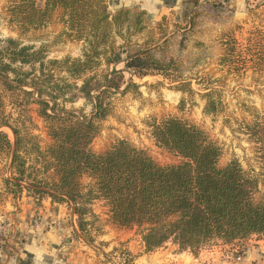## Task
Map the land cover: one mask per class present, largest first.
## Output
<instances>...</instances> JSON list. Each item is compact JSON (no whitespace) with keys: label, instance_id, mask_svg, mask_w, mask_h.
Listing matches in <instances>:
<instances>
[{"label":"trees","instance_id":"trees-1","mask_svg":"<svg viewBox=\"0 0 264 264\" xmlns=\"http://www.w3.org/2000/svg\"><path fill=\"white\" fill-rule=\"evenodd\" d=\"M37 1H12L6 9L9 23L25 34L44 27L58 13L63 33L84 46L79 57L57 59L49 58L44 46L25 45L14 38L0 41V83L7 90L22 91L38 105L51 140L41 148L34 137L11 126L0 94V128L7 127L13 134L11 139L0 130V154L7 155L11 174L2 179L5 191L14 194L25 188L71 205L84 233L88 206L101 199L111 224L143 227L146 252L171 242L179 251L197 255L216 240L231 243L253 234L264 240V197L252 199L257 180L236 159L219 166L221 147L198 126L178 116L150 124L155 144L180 157L178 164L160 165L123 139L99 153L90 148L99 131L97 121L109 115L112 94L126 83L123 70L138 77L181 76L175 59L157 56L168 42L162 23L155 22L157 30H151L143 46L129 53L124 68L117 70L112 67L116 50L148 29L145 10L119 7L110 11L107 0ZM230 38L221 58L227 66L234 65ZM117 39L122 42L117 44ZM246 41L241 69L264 73V32L256 28ZM136 87L129 81L122 93ZM177 88L192 91L182 80ZM213 93L203 94L204 111L209 114L217 111ZM78 98L91 103L90 116L66 109L65 104ZM252 117L243 127L258 145L264 176V111L254 110ZM83 178L88 179L85 186Z\"/></svg>","mask_w":264,"mask_h":264},{"label":"rangeland","instance_id":"rangeland-1","mask_svg":"<svg viewBox=\"0 0 264 264\" xmlns=\"http://www.w3.org/2000/svg\"><path fill=\"white\" fill-rule=\"evenodd\" d=\"M12 1L15 0H0V41L14 38L25 45L44 46L49 58L61 59L66 56L74 58L82 54L83 42L72 40L63 33L64 26L59 21L58 13H54L44 27L20 34L19 30L8 21L6 9ZM37 2L42 4L41 0ZM107 2L110 11L117 9L112 8L114 0ZM226 2L204 0L186 19L169 17L163 21L159 20L168 33V42L165 49L158 52L157 56L175 59L181 70V76L177 79V76L169 77L154 73L138 77L123 70L126 83L131 81L137 87L122 93L126 85L124 83L119 91L112 94L111 112L105 119L97 121L99 131L92 140L90 148L93 152L99 153L117 140L123 139L134 147L143 149L160 165L178 164L181 161L180 157L155 144L150 125L169 116H178L201 128L221 147L219 166L236 159L243 171L257 180V189L252 195L253 201L256 202L264 197L262 162L258 145L249 139L243 126L252 121L254 110L264 111V73H255L251 68L241 69V60H243L241 52H244L250 31L258 28L264 32V0H241L238 8L229 7ZM191 16H194L192 27L189 25ZM147 20L148 29L143 34L134 38L133 43L116 50L112 67L122 70L127 55L143 46L142 42L151 34V30H157L155 22L158 21L149 17ZM155 37H158L157 33ZM228 37H231L230 44L235 48L233 66H227L221 61L226 52ZM121 42L117 39V44ZM104 67L101 66L100 69ZM174 74L177 75L179 72ZM181 80L189 83L191 92L177 88ZM210 91H214L213 98L218 101L217 111L211 114L204 111L206 101L203 96ZM0 94L3 109L11 126L17 128L22 135L28 133L35 138L41 148H45L51 140L47 135L46 121L38 115V105L29 101L22 91L7 90L1 83ZM65 107L74 110L77 115L90 116L92 111L91 103L83 98L67 103ZM0 130L13 139L9 128L2 127ZM9 176H11L9 159L7 155L0 154V245L14 226L16 233L19 231L18 236L20 235V239L24 241L32 232H38L41 229L40 208L48 198L50 199L48 196H37L25 188L14 194L5 191L1 186L2 179ZM87 182V178L82 179L83 186ZM50 201L53 202L51 199ZM67 206L73 211L71 205ZM88 208L89 213L86 215L88 225L85 227V233L79 229L75 216L79 233L86 241L92 242L99 234L110 232L107 225L111 223L108 207L103 200H93ZM26 213L31 224L21 225L23 223L21 216ZM142 229L143 227L136 226L131 228L116 226L115 230H112L115 236L117 234L121 237L123 233L132 236L127 242L115 241L116 245L113 244L112 249L108 251H104V248L109 241L100 240L98 242L100 249L104 247L101 254L102 264H115V262L134 264L133 258L140 253L143 246ZM250 236L252 239L261 238L255 234ZM129 240L138 251L136 249L132 251L127 247ZM235 254H241V246L234 247V259Z\"/></svg>","mask_w":264,"mask_h":264},{"label":"crops","instance_id":"crops-1","mask_svg":"<svg viewBox=\"0 0 264 264\" xmlns=\"http://www.w3.org/2000/svg\"><path fill=\"white\" fill-rule=\"evenodd\" d=\"M203 1L114 0L112 8L137 6L145 10L147 16L155 21L169 17L186 19ZM219 1H227L228 6L233 8L241 5V0ZM40 213L41 229L32 232L26 241L20 239L19 231L16 233V226L11 229L0 245V264H102L101 254L104 249L108 251L112 249L113 244L116 245L115 241L127 242L132 236L121 232L118 234L125 237H119L117 234L115 236L112 230H115L116 226L109 224L107 228L110 232L99 234L97 239L88 242L78 231L73 211L65 203L51 202L49 198L40 208ZM21 219L23 220L21 225L31 224L27 213L21 216ZM100 240L109 241L107 247H102V250L98 244ZM235 246H241V261L234 259ZM127 247L132 251L135 249L138 251L131 240ZM140 250V253L133 258L134 264H264V240L258 237L252 239V236L231 243L216 240L199 250L197 255L189 251H179L178 246L171 242L150 252L144 250V245Z\"/></svg>","mask_w":264,"mask_h":264},{"label":"built area","instance_id":"built-area-1","mask_svg":"<svg viewBox=\"0 0 264 264\" xmlns=\"http://www.w3.org/2000/svg\"><path fill=\"white\" fill-rule=\"evenodd\" d=\"M235 259H236L237 261H241V259H242V254H235Z\"/></svg>","mask_w":264,"mask_h":264}]
</instances>
